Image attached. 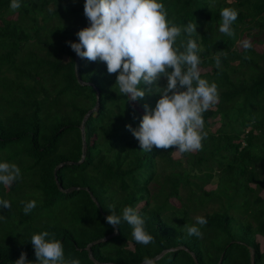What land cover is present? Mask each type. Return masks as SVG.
Here are the masks:
<instances>
[{
  "label": "trees",
  "instance_id": "trees-1",
  "mask_svg": "<svg viewBox=\"0 0 264 264\" xmlns=\"http://www.w3.org/2000/svg\"><path fill=\"white\" fill-rule=\"evenodd\" d=\"M10 2L0 0V162L15 163L21 178L0 184V199L11 203L0 208V264H14L21 252L36 264L30 239L43 231L62 242L66 259L81 264H95L84 248L92 240L98 262L137 264L169 248L154 264H250L249 249L253 264H264L256 239H264V0H160L177 26L196 23L201 78L218 86V101L203 114L202 150L177 151L176 158L175 148L142 151L126 127H139L144 105L154 109L158 93L131 101L105 63L79 56L84 84L76 80L67 42H78L76 33L88 26L85 0H21L16 11ZM226 7L239 13L231 37L219 31ZM245 35L259 51L236 47ZM96 99L83 121L77 162L79 125ZM30 200L36 207L25 215L21 202ZM110 205L117 215L135 208L154 243H136L123 220L117 234L99 240L113 231ZM191 226L202 235L189 236Z\"/></svg>",
  "mask_w": 264,
  "mask_h": 264
},
{
  "label": "clouds",
  "instance_id": "clouds-1",
  "mask_svg": "<svg viewBox=\"0 0 264 264\" xmlns=\"http://www.w3.org/2000/svg\"><path fill=\"white\" fill-rule=\"evenodd\" d=\"M21 8V0H11L10 9ZM238 10L221 9L219 31L234 36L232 24ZM84 15L88 26L81 28L76 36L78 42L68 41L71 49L82 59L106 64L108 74H116L115 85L119 92L131 101L143 99L147 94L158 93L155 108L144 105L145 114L138 128L126 125L138 140L140 149L151 152L153 148H175L179 153L202 150V141L207 137L203 114L218 101V86L201 78L200 47L193 34L196 23L183 28L168 19V12L160 0H85ZM182 33L186 36L181 39ZM250 49L249 41L243 42ZM226 56V53L224 54ZM216 67L221 66L220 55L213 57ZM165 78L166 86L159 81ZM141 85L154 86L144 88ZM21 178V169L15 163L0 162V184L11 186ZM25 215L36 207V201L21 202ZM8 200L0 199V208H10ZM106 217L114 228L123 220L132 229L136 243H154L145 226V219L138 211L125 206L120 215L115 206L108 208ZM200 226L207 224L204 217H197ZM189 236H201L199 227H187ZM36 264H81L79 259H66L64 247L54 234L43 231L31 236ZM14 264H33L27 254L21 252ZM145 264L154 261L145 258Z\"/></svg>",
  "mask_w": 264,
  "mask_h": 264
},
{
  "label": "water",
  "instance_id": "water-1",
  "mask_svg": "<svg viewBox=\"0 0 264 264\" xmlns=\"http://www.w3.org/2000/svg\"><path fill=\"white\" fill-rule=\"evenodd\" d=\"M77 69H78V55L75 53V57H74V73H75V76H76V80H77L80 84H82V83L84 84V82H82V80H80V78H79V75H78V73H77ZM97 94H98V90L96 89V96H97ZM97 104H98V100L96 99V101H95L93 107H92L91 109H89V110L85 113V115L83 116V118L81 119V122H80V125H79V130H80V134H81L82 146H81V155H80V159H79L77 162L81 161V159H82V157H83V155H84L83 121H84V119L86 118V116H87L90 112H92V111H94V110L96 109ZM77 162H76V163H77ZM64 163H66V162H61V163H59L58 165H56V166L54 167L53 171L56 170L59 166H61V165L64 164ZM58 187L60 188V185H59V184H58ZM69 188H71V187H69ZM69 188H66V189H63V190L66 191V190H68ZM74 188H76V187H74ZM85 189H86V188H85ZM115 234H117V229H116V227H115V228L113 227V231H112L111 233H109V234H107L106 236L100 238L99 240H105V239H107V238L112 237V236L115 235ZM94 242H95V241L92 240V241L88 242V243L86 244V246L84 247L85 250H86V252H87V255H88L89 259L92 260L95 264H114V263H111V262H98V261H96V260H94V259L92 258L91 254H90V245L93 244ZM177 248L185 249V247H183V246H175V247L172 248V249H177ZM168 250H170V249H169V248H167V249H162L160 252H158L157 254H155L154 256H152V257L149 258V259H151V260L154 261V260H156L157 258H159L163 253H165V252L168 251ZM249 257H250V264H253V256H252V251H251V249H249ZM137 264H145V260H142V261L138 262Z\"/></svg>",
  "mask_w": 264,
  "mask_h": 264
},
{
  "label": "rangeland",
  "instance_id": "rangeland-1",
  "mask_svg": "<svg viewBox=\"0 0 264 264\" xmlns=\"http://www.w3.org/2000/svg\"><path fill=\"white\" fill-rule=\"evenodd\" d=\"M255 38H259V36H255ZM244 41H249V42H251V38H250L249 36H246V35H245V36H242L241 38H239V39L236 41V47H237V48L242 47ZM251 44H252V46L255 47V49H256L257 51L260 50V45H259V43H257L256 41H253V40H252V43H251ZM217 124H218V123H217ZM217 124H216V125H217ZM171 156H172L173 158L178 157V153H177V150H176V149L173 150ZM213 186H214L213 181H211L210 183H208V184L205 185V188H212ZM68 188H69V187H68ZM71 188H74V187H71ZM260 193H261L262 195H264V190H262ZM170 201H171L172 203L176 204V201H175L174 199H170ZM0 218H1V217H0ZM3 227H4V222L1 220V221H0V228H3ZM256 239H257L258 242H259L260 249H261L262 251H264V239H263V237L261 238L260 236H257Z\"/></svg>",
  "mask_w": 264,
  "mask_h": 264
}]
</instances>
